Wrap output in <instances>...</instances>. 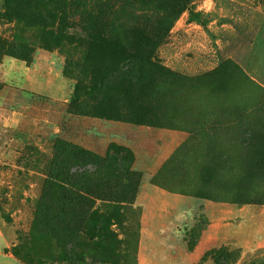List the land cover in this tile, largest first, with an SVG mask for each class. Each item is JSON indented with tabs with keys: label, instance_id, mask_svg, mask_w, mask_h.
Masks as SVG:
<instances>
[{
	"label": "rangeland",
	"instance_id": "374dc122",
	"mask_svg": "<svg viewBox=\"0 0 264 264\" xmlns=\"http://www.w3.org/2000/svg\"><path fill=\"white\" fill-rule=\"evenodd\" d=\"M14 110L23 125H13ZM256 117H264V0H0V264H264ZM248 129L255 136L242 149ZM57 138L100 154L129 149L142 174L135 201L99 200L81 229L43 230L36 209ZM226 150L247 152L234 171ZM146 177L244 216L229 214L223 246L205 259L177 243L166 257L156 238L141 256L146 211L136 204ZM200 224L185 237L190 250Z\"/></svg>",
	"mask_w": 264,
	"mask_h": 264
},
{
	"label": "trees",
	"instance_id": "16d2710c",
	"mask_svg": "<svg viewBox=\"0 0 264 264\" xmlns=\"http://www.w3.org/2000/svg\"><path fill=\"white\" fill-rule=\"evenodd\" d=\"M139 58L145 63L153 60L146 55ZM76 99L77 95H73L72 104ZM239 119L244 121L246 116ZM255 119L264 122V117ZM255 132L254 129L243 132L242 149L251 146L250 140L255 136ZM52 148L53 156L46 170L47 178L36 209L43 230L56 224L63 227L71 225L72 231L77 229L76 227L81 229L90 221V214L99 200L116 203L135 201L136 196L132 199L130 192L140 184L142 174L132 167L133 156L129 149L112 146L104 154H100L64 138H57ZM244 155H247V152ZM244 155L231 152L229 154L226 150L222 153V161L234 171ZM254 161L253 175H263L264 145ZM71 238H74V235H71ZM68 245L71 249V244ZM93 250L95 246L91 245L89 251ZM103 250L100 248L102 256L105 254ZM101 260L104 262L106 258Z\"/></svg>",
	"mask_w": 264,
	"mask_h": 264
},
{
	"label": "crops",
	"instance_id": "0c3cea01",
	"mask_svg": "<svg viewBox=\"0 0 264 264\" xmlns=\"http://www.w3.org/2000/svg\"><path fill=\"white\" fill-rule=\"evenodd\" d=\"M23 100H25V98H23ZM13 114L18 117V120H15L13 125H23L25 123L20 117L22 115L24 116L25 113L14 110ZM10 118H12V116ZM7 122L9 121L7 120ZM194 199H196V201H194ZM136 206L142 207L146 211L144 213V224L140 234L142 237V242L140 244L141 256L143 243L152 240V238H156V242L159 243V250L166 257L169 251L173 250V248H177L174 246L171 248V245L177 243L181 245V250L189 252L191 257H193L194 253L196 254L199 252L200 255L195 259H205L212 249H218L223 246L225 221L229 217V214H233V219L237 220H239V215L244 216V209L242 210L237 206L232 207V210L228 211L224 203L220 201L192 198L171 193L150 183V178L148 177L144 178ZM198 209L207 215L202 222L196 218L199 211ZM171 210L179 214L178 220H165L166 214L171 212ZM181 215H183L182 220L188 223L183 229V232L179 228V219ZM199 223L201 224L198 244L195 249L190 250L189 247L186 246L189 240L187 241L185 237H189L188 233L194 228H198L197 226H199ZM234 234L235 233L232 231L231 235ZM166 235H169V238H167ZM141 259L143 264H146L148 261L147 257H141Z\"/></svg>",
	"mask_w": 264,
	"mask_h": 264
}]
</instances>
